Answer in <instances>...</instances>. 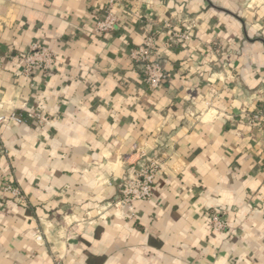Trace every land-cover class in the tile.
Returning <instances> with one entry per match:
<instances>
[{"label": "crops", "instance_id": "0c3cea01", "mask_svg": "<svg viewBox=\"0 0 264 264\" xmlns=\"http://www.w3.org/2000/svg\"><path fill=\"white\" fill-rule=\"evenodd\" d=\"M109 6L0 0V108L24 119L1 131L0 264H264V0H114L98 37ZM185 25L190 42H173ZM151 36L158 90L130 60ZM35 42L56 63L26 76ZM155 159L152 199L133 221L113 212L128 171Z\"/></svg>", "mask_w": 264, "mask_h": 264}, {"label": "built area", "instance_id": "2783aa9c", "mask_svg": "<svg viewBox=\"0 0 264 264\" xmlns=\"http://www.w3.org/2000/svg\"><path fill=\"white\" fill-rule=\"evenodd\" d=\"M114 0H110V6L103 10L104 16L97 17L94 24V33L98 37H105L115 31L118 23V17L112 11ZM165 28H171L170 24H165ZM192 38V27L185 25L180 31H174L171 40L182 45L190 42ZM171 43H165L163 48H171ZM161 47L155 37L151 36L136 47L130 53V60L139 69L143 81L151 90L160 89L169 79V74L163 67L161 60ZM24 63L23 74L31 76L34 71L47 74L56 63L55 54L45 45L35 42L28 52L20 58ZM30 118L36 120L41 126L45 119L39 114H30ZM24 119L14 112L8 114L0 108V140L1 131L13 125H19ZM164 171V163L160 160H150L146 163L137 164L130 169L122 180L119 190V197L110 205L113 212L123 216L127 220H135L137 217L136 204L138 202H147L154 195L156 178ZM2 194L16 200L18 203H24L22 193L11 184L5 183L2 186ZM2 206H0L1 212ZM207 221L210 228L218 233L225 232L228 228L224 214L214 210L207 213ZM37 237V241H41ZM53 264H62V260L55 257Z\"/></svg>", "mask_w": 264, "mask_h": 264}]
</instances>
